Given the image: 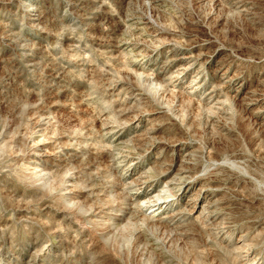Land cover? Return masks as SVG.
<instances>
[{
    "label": "rangeland",
    "instance_id": "rangeland-1",
    "mask_svg": "<svg viewBox=\"0 0 264 264\" xmlns=\"http://www.w3.org/2000/svg\"><path fill=\"white\" fill-rule=\"evenodd\" d=\"M186 143L214 213L164 228L136 202ZM0 264H264V0H0Z\"/></svg>",
    "mask_w": 264,
    "mask_h": 264
},
{
    "label": "bare ground",
    "instance_id": "bare-ground-1",
    "mask_svg": "<svg viewBox=\"0 0 264 264\" xmlns=\"http://www.w3.org/2000/svg\"><path fill=\"white\" fill-rule=\"evenodd\" d=\"M198 64H200L199 59H197L195 56H193L190 53H181V54L177 53V52L172 53L168 57V59L166 60L164 67H163L162 73H165V77L160 78V79L157 78L156 81H157L159 86H162V85L165 86L166 83H168L170 79H177V80L187 79V77L189 76V72L191 70H195L196 67L198 66ZM220 72H221L220 68H215L213 70L207 71L208 75L210 77H212L213 79L217 78L219 76ZM162 73H158L157 76H161ZM201 74L202 73L198 71L197 76L194 79H192V81L190 82V85L198 86L200 83V82H198V80L200 79ZM226 74H227V71L225 73H223L220 78L222 80L226 79L227 78ZM193 75H194V73H193ZM204 87H205V85L199 86V88L202 90L205 89ZM135 95L139 96L141 94H139V92H138ZM207 95H208V97L210 96L209 101L212 102L214 105L217 106V105H220L222 103L219 98H216L213 95L212 92L209 91L207 93ZM253 100H255V99H253ZM258 100H259V98H258ZM250 106H251V104H250ZM150 116L153 117L152 115H150ZM137 120L141 121V119H137ZM148 128L149 129L144 128L145 130H142L140 135H138V137H141L142 136L141 134L144 132V133H147L148 135L151 136V145L147 150H145V153L153 152L156 148L160 147L161 143L163 142L162 140L160 142V140L159 139L157 140L156 139L157 137L154 136L155 135L154 131L156 130V128H154L152 126L148 127ZM143 136H144V134H143ZM120 143H122V142H120ZM163 143H164V145H166L165 142H163ZM187 144L188 143H186L184 145V147L182 149H180L177 154L173 153L174 155L172 158V164H170V165H166L165 157L163 155L165 153L167 147L165 148V146H164L161 148L159 153L157 152V156H156L157 161L155 162V166H160L163 169V170L161 169L160 176L164 177L166 179L165 183H164V187L161 190H156V191L154 190L153 192L148 193L144 199H142L139 202H136V203H139L138 206H140V208L144 211V216L148 220L158 222L160 225L164 226V228L165 227H171V225H174V226L176 225L177 226L176 228H178L179 223H181L182 221H187V220L205 223V222L209 221L210 217L214 213L213 207H214L215 201L213 202L212 200H210V199L206 198V196H204V194L207 192L206 186H201L199 189H197L196 185L198 184L197 183L198 178L196 176H192V173L190 174V172L187 170L188 166L186 167V165L189 164L188 162L194 153V147L192 145H187ZM174 152H176V151H174ZM132 155L138 157L136 159L137 161L136 162L134 161L135 162L134 165L139 163V160L141 159V157H143L142 152L133 153ZM36 156H37V158H40L43 155L42 156L36 155ZM32 163L34 164L35 170H37L40 174L45 172V171L47 172V169L44 168V164L41 160H39V161L33 160ZM177 166L179 168L176 169ZM38 176L41 178H44V175H38ZM151 180L152 179H150V177H143L142 175H140L139 178L134 179L132 184L137 183L138 188L141 190V189H144V187L151 185L152 184ZM195 188L197 190H195ZM189 190L191 192L190 198L187 199V201L185 203L181 204L180 199H181L182 195L185 192H188ZM67 191H69V190H67ZM201 201H202V205L200 208L199 203H201ZM153 209H157V212L153 211ZM240 241L241 240L239 239L236 245L241 244ZM45 245H47V244H45Z\"/></svg>",
    "mask_w": 264,
    "mask_h": 264
}]
</instances>
